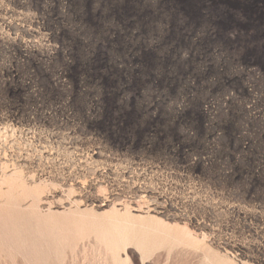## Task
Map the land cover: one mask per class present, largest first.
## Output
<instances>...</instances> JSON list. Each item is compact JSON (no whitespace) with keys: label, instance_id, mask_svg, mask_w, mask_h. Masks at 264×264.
<instances>
[{"label":"rangeland","instance_id":"1","mask_svg":"<svg viewBox=\"0 0 264 264\" xmlns=\"http://www.w3.org/2000/svg\"><path fill=\"white\" fill-rule=\"evenodd\" d=\"M117 263L264 264V0H0V264Z\"/></svg>","mask_w":264,"mask_h":264},{"label":"bare ground","instance_id":"2","mask_svg":"<svg viewBox=\"0 0 264 264\" xmlns=\"http://www.w3.org/2000/svg\"><path fill=\"white\" fill-rule=\"evenodd\" d=\"M138 27V26H137ZM128 43V42H127ZM129 44V43H128ZM125 45V44H124ZM136 46V45H135ZM138 47V46H137ZM140 48V47H139ZM150 48V47H149ZM126 49V48H125ZM131 49V48H130ZM144 50V49H143ZM127 52H128V50H127ZM126 52V53H127ZM134 52H136V51H134ZM147 52V51H146ZM166 53V52H165ZM130 54V53H129ZM131 55V54H130ZM129 55V56H130ZM143 55V54H142ZM136 56H138V55H136ZM162 56V55H161ZM149 57V56H148ZM164 57V56H163ZM169 57V56H168ZM126 58V57H125ZM133 58V57H132ZM161 58V57H160ZM170 58V57H169ZM127 59V58H126ZM157 59V58H156ZM162 59V58H161ZM122 60V59H121ZM130 62H137V64H139V68H140V70H142V71H144V70H147V69H153L154 68V65L156 64V60L155 61H153V59L151 60V59H149V58H146L145 56H140V57H135V59H130L129 60ZM158 62V61H157ZM170 62V61H169ZM129 64V63H128ZM136 64V63H135ZM160 64V63H159ZM164 64V63H163ZM166 64V63H165ZM169 66V65H168ZM157 67V66H156ZM161 67V66H160ZM158 68H159V66H158ZM134 69V68H133ZM68 70V69H67ZM132 71V70H131ZM151 72V71H150ZM144 73H145V71H144ZM163 73V72H162ZM140 74V73H139ZM154 74V73H153ZM129 75V74H128ZM134 75V74H133ZM170 75V74H169ZM138 76V75H137ZM140 76V75H139ZM158 76V75H157ZM133 77V76H132ZM131 77V78H132ZM142 77H144V76H142ZM148 77V76H147ZM151 77V76H150ZM160 78V77H159ZM133 79V78H132ZM143 79V78H142ZM157 78H155V77H153V78H151L150 79V83L152 84V85H157V84H159L157 81H155ZM165 79V78H164ZM136 82V81H135ZM134 82V83H135ZM129 85V84H128ZM127 85V86H128ZM145 87V86H144ZM158 87V86H157ZM160 87V86H159ZM165 89V88H164ZM129 90V89H128ZM156 91V90H155ZM100 94V93H99ZM105 95H106V93H105ZM104 95V96H105ZM103 97V96H102ZM160 97V96H159ZM105 98V97H104ZM139 98V97H138ZM107 99V98H106ZM127 124V123H126ZM187 228V227H186ZM184 232V231H183ZM191 233V232H190ZM189 234V233H188ZM187 234V235H188ZM114 252V251H113ZM120 256V255H119ZM118 260V259H117ZM118 264V263H117Z\"/></svg>","mask_w":264,"mask_h":264}]
</instances>
